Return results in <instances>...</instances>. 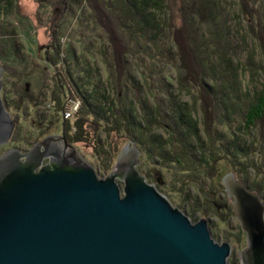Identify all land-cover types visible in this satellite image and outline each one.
Wrapping results in <instances>:
<instances>
[{
	"label": "rangeland",
	"instance_id": "rangeland-1",
	"mask_svg": "<svg viewBox=\"0 0 264 264\" xmlns=\"http://www.w3.org/2000/svg\"><path fill=\"white\" fill-rule=\"evenodd\" d=\"M90 1L88 0L89 7L97 3V0H94V3ZM220 1L222 2L221 21L227 28V36L233 46H239L235 50V54L228 55L233 62L234 71L229 77L228 74L220 75L223 78L221 82L225 81L228 86L238 88L241 99L239 104H232V116L225 123L222 121L220 125L223 126L217 127L216 133H221L219 138L222 137L223 140L229 142V146L233 143H236L238 148L244 146L242 156L225 168L220 180L222 181L225 174L230 172L235 174L236 180L248 189L253 186L252 189L262 190L261 194H263L260 197L261 203L264 205V119L255 120L258 116L255 113V119H252L253 124L247 125L246 113H244L247 105L254 100L257 91L262 92L260 103L262 108L264 107V0ZM72 2L73 0H4V2H0V11L3 10L6 14L5 17L2 13L0 20V57L6 55L7 59L6 64L0 60V67L4 69L2 80L6 74L14 79L13 82L10 81L12 84L7 95L10 98L7 100L10 99L11 113L18 121L17 125L14 116H11L8 111L10 118H13L12 120L16 124L13 126L7 143L0 145V155L12 148L29 150L32 143L35 144L42 140L47 133H58L64 136L79 156L96 170L100 178H105L114 171L117 155L127 143L131 147L132 142L140 151V146L135 140L139 138L137 142L141 145H145L146 140L149 141L148 138L139 135L138 127L131 131L128 130L127 136L116 135L113 125L115 124L114 118L119 119V112L129 109L136 117V122L144 125L156 122L160 126L163 124L175 126L177 118L174 112L181 108V104H185L183 111H186L188 120L195 122L194 126L197 128L200 127L202 130L200 134L206 140V144L204 142V145H201L197 140L194 141L193 133L190 135L192 139L189 138L196 157H202L199 164L196 165L200 166L199 171L192 170L188 151L181 142L179 155L176 154L175 147L171 145V149H169L166 144V149H169L173 154V159L171 162L167 160L165 166L156 167L154 165L155 156H151L149 153L144 155L140 151L138 166L141 168V175L148 179L151 185L159 187L164 192L167 191L171 196L170 199L168 198L171 204L185 212L192 222H197L200 219L208 220L215 241L218 243L226 241L232 247L229 264H241L239 256L246 241L245 234L240 229L232 209L233 199H230L231 202L228 200L223 182L220 183L222 191L218 188L211 189L208 178L212 175L215 178L216 170L206 174V165L215 167L217 164V160L213 162L215 159L222 162V158L217 155L216 144L219 138L215 134L216 124L212 120H209L208 123L207 120L205 122L206 118L201 116L200 100L193 98L198 96V92L196 86H192L191 74L185 69L176 73L175 68L174 74L168 57L164 58V52L170 50L175 54L174 61L177 60L179 48L176 47L178 44L175 45L174 38L181 37L182 28L186 26L188 18L181 10L183 0H165L167 19L169 21L171 18L173 21L163 25L160 35L154 37V41L152 30H146V40H143L144 37L139 31L135 35L133 33L134 37H132L136 41L127 40L128 33L124 35L126 31L119 35L120 32L114 30V36L122 37L123 43L127 45L138 43L137 51L140 61L136 59L128 61L126 58L127 62L124 65L121 63L116 65V61L118 63L119 61L116 60L118 55L115 54L113 46L98 38L94 47H91L92 44L88 42L81 49L80 45L75 42L73 45L78 53L74 55H71L70 51L65 53V49L67 52L66 40L68 36L59 37L57 26L61 25L64 12L68 8L72 9L69 5ZM87 5L86 3L85 6ZM212 10L214 12V8L210 9L211 13ZM76 14L79 15V12L76 11ZM234 15H236L237 21L233 19ZM196 16H202L200 17L202 22L208 21L211 17L208 14L205 16L199 5ZM84 21H86L85 18H83ZM170 26L171 28H169ZM137 27L139 28V26ZM22 31L24 34L21 33ZM14 39H17L20 47L19 55L16 51L18 45ZM184 50L187 48L185 47ZM128 55L133 58L131 53ZM246 58L248 59L245 61ZM66 59L75 75L80 76V80L75 78L77 83L93 79L95 76L102 78L108 73L111 75L109 80L104 83L103 88L108 96L109 107L113 105L117 114L108 124L95 123L93 118L90 121L89 118L87 120L81 117L78 110L84 106V103L79 100V95L75 96L74 89L71 87H69L70 95L66 98L61 95L63 98H59L60 89L66 91L65 88L68 87L65 83L64 69H62ZM245 62H247L246 65ZM172 66L174 65L172 64ZM160 67H164L165 70L162 71ZM25 68L26 70H24ZM129 74L134 81L127 77ZM141 74L146 76V80H141ZM122 76H124V81L127 80L125 89H120L117 84L118 79ZM165 76L175 77L174 82H169L172 87L164 79ZM180 85L183 86V89H190V96L186 94L185 90L184 92L179 91ZM193 103H195L194 106H192ZM260 103L258 104L260 105ZM6 104L9 110L8 102ZM144 107H147L148 111L153 114L149 116L148 112L144 113ZM77 122L78 127L76 126ZM205 124H208L207 131L204 128ZM155 127V125L152 127V131L147 136L156 137L155 134L159 135L163 131L160 127H156V129ZM78 137L80 141H76ZM165 137H167L166 134ZM29 143L31 144L28 146ZM212 152L215 157L219 158L212 159L210 156ZM158 160L159 163L165 162V159ZM177 164L181 168L179 174ZM242 165L243 167H241ZM187 170L190 171L189 173L196 174L197 172L200 176L197 179L199 181L191 183L195 180L188 179ZM201 177L204 180H200ZM252 178H258L260 182L255 184ZM204 181H207L205 186ZM121 185L123 186L122 183ZM250 191L254 190L250 189Z\"/></svg>",
	"mask_w": 264,
	"mask_h": 264
},
{
	"label": "water",
	"instance_id": "water-1",
	"mask_svg": "<svg viewBox=\"0 0 264 264\" xmlns=\"http://www.w3.org/2000/svg\"><path fill=\"white\" fill-rule=\"evenodd\" d=\"M3 70L0 145L15 124L3 100ZM139 156L127 143L114 171L100 178L59 137H45L29 150L3 152L0 264H229L231 245L216 242L208 220L192 222L148 183L137 169ZM222 182L245 234L241 264H264L259 194L231 172Z\"/></svg>",
	"mask_w": 264,
	"mask_h": 264
},
{
	"label": "trees",
	"instance_id": "trees-1",
	"mask_svg": "<svg viewBox=\"0 0 264 264\" xmlns=\"http://www.w3.org/2000/svg\"><path fill=\"white\" fill-rule=\"evenodd\" d=\"M2 1L4 2V0H0V2ZM90 2L94 3V0H91ZM86 3L88 4L87 5L88 7L85 6ZM69 5H71L72 9L68 8L64 12L62 23L61 25L59 24L57 26L58 27L57 33L59 37H64L65 35L68 36L66 40L67 52L65 49L64 50L65 53L67 54L69 51L71 52L70 53L71 55L78 53V50H76V47L73 45L75 42L78 43V45H80L81 49H83L84 45L87 44L88 42L92 44L90 45L91 47H94L95 46L94 44H96L95 41H98V39H100L101 41H106L108 44H111L113 46L115 54L118 55V58L116 60L119 61V63L116 61V65L120 63L124 65L127 62V59L128 61H131L130 59H136L140 61V59L138 57L139 52L137 51L138 43L134 42L129 45L123 43L122 37L114 36L115 35L114 30L120 32L119 35H122V33L126 31L124 35L128 33L127 40L129 39L130 41H136L133 38L134 37L133 33L135 35L136 33H138V31L144 37L143 40H146L145 37L146 30H152V34H153L152 39L154 41V37L160 35V30L163 27V25L169 24L170 21H173V19L171 20V18L169 21L167 19V15L165 13V9H166L165 0H97V3L90 7L88 0H73L72 4ZM198 5L201 7L202 13L205 16L207 14L211 16L208 19V21L202 22L199 19V17L196 16L197 9L195 8H197ZM221 5L222 2L220 0H183V7H181V10L183 12L185 11L184 12L185 17L187 16L188 18L186 24L187 27L183 26L182 28L183 32L181 37L174 38V41L176 42L175 45L178 44L176 45V47L179 48V53L177 55V60H176L177 63L174 61L175 58L174 53H171L170 50H168V52H164L165 54L164 58L168 57L167 59L168 61H170L171 68L174 74H175V69H176V73H178L180 70L185 69L191 74L192 83H193L192 86L193 87L196 86V90L198 92V96H194L193 98H198L200 100L202 106L201 116L206 118L205 122L207 120L208 123L209 120H212L216 124L215 134L216 136H218V138L221 133L220 134L216 133L217 127L223 126L220 125L222 124V121H224L225 123V121L232 116V112H231L232 104L234 105L239 104L241 99L238 88H235L234 86H228L227 82L225 81L221 82L223 78L220 77V75L228 74L229 77V75H231V72L234 71L233 62L232 60L229 59L228 55H230V53L235 54V50L237 49V47H239V46L237 47L233 46L227 36L228 35L227 28L224 26V24L221 21L222 19ZM211 8H214V12L212 10V13L210 11ZM76 11L79 12V15L76 14ZM2 13L6 17L4 11L1 10L0 20L2 17ZM242 15L244 16L243 13ZM81 16L82 18H79ZM235 16L236 15H234L233 19L237 21ZM237 16L238 18H240L238 14ZM83 18H85L86 21L83 22ZM172 24L174 25V23ZM137 26H139V28ZM169 28H171V26ZM21 33L24 34L23 31ZM151 37L152 35L150 36V38ZM14 41L18 45L17 46L18 50L16 51L17 54L19 55L20 47L18 41L17 39H14ZM185 47L187 48V50H184ZM129 53L133 55V58H131V56L128 55ZM145 54L147 55V51ZM92 55L94 56V54ZM247 59L248 58H246L245 61ZM0 60L1 62L6 64L7 63L6 55L1 56ZM67 61L68 60L66 59L64 67L62 69H64L65 83L67 84L68 87L65 88L66 91L65 90L61 91L60 89L59 98L60 99L63 98L61 97V95L64 96L65 98L68 95H70L69 87H71L72 89H74L75 96L79 95V100L83 101L84 103V106L78 110L79 115L80 116L82 115L81 117L87 120L89 118L90 121L93 118L95 123L108 124V122L111 121L112 117L114 118L115 114H117L116 109L113 105L112 107H109L110 103L108 102V96L106 95V90L103 88L104 83L109 80L111 75L108 73V75H103L104 77L102 78L98 76H95L96 77L95 78L93 76L95 78V81L93 78L82 82L79 81L80 83H77L75 81V78L76 80L78 79L80 80V76L75 75V72L71 70L70 65L68 64ZM165 64L167 65V62ZM172 64L174 66H172ZM246 64L247 62H245V65ZM160 69H162V71L165 70L164 67L163 68L160 67ZM24 70H26V68ZM243 72H245V70H243ZM127 77L131 81H134V79L130 76V74ZM171 78L172 77H168V76L164 77V79H166L168 83L170 81L174 82L175 77L172 79ZM13 80L14 79L12 78V76L8 74H6L5 78H3V100L5 104L8 102V106H10L9 105L10 99L9 101L7 99L10 97L7 95L10 92V85L12 84ZM141 80H146V76L144 74H141ZM126 81H127L126 79L124 81V76L120 77L117 83L119 85L118 87L120 89L121 88L125 89ZM7 90L8 92H6ZM184 90L186 94L190 96V89L189 88L183 89V86L180 85L179 91L184 92ZM260 95L263 96L262 92L257 91L254 96V100L249 105H247V108L244 111V113H246L245 121L247 125L253 124L252 119L253 120L255 119V113L258 114L255 120L264 119V107L262 108L261 106ZM245 97H247V95H245ZM258 103H260V105ZM194 104L195 103H193L192 106H194ZM185 106H186L185 104H181V108H179L177 111L174 112V115L177 118V122L175 123V126L174 125L167 126L166 124L160 126L159 124L157 125L156 122H151L150 124L148 123L145 125L140 122L138 123L136 122L135 119L136 117L134 116V114L127 108L128 109L127 111L118 113L119 114L118 120L116 119V117L114 118L115 124L113 125V128L116 131V135L127 136V134H129L128 130L131 131L134 130L136 127H138L137 132L139 133V135L143 136L144 138H148L149 141L146 140L145 145H141L137 142L139 138L138 139L135 138L137 139L135 141L140 146L139 149L140 151L143 152L144 155H146V153H149L151 156H155L154 158L156 161L154 165H156V167L157 166L160 167L161 165L165 166L167 160L168 162H171V159H173V154L169 150L171 149V145L175 147L176 154L179 155L180 153L179 144L182 142L186 151H188L187 153L189 155V158L191 159V163H192L191 166L193 168L192 170H197L198 172L199 171L198 168L200 166L197 167L196 165L199 164L198 162L201 160L202 157L201 156L196 157V153L193 151V145L190 142V139H192L190 135H192L193 133L195 137L194 141L197 140V142H199L201 145H204V142L206 144V140L200 134L202 132L200 127L197 128L196 126H194L195 122H191L190 120H188L186 111L185 110L183 111ZM144 109H145L144 113L148 112L149 116L153 114L148 111L147 107H144ZM78 113L76 114V116L78 115ZM120 116L123 118V120L121 119ZM94 125L97 126L96 124ZM154 125L156 127H160L163 131L160 132L159 135L155 134L156 137L152 135L147 136V134H149L152 131V127ZM76 126L78 127V122ZM204 128L205 131H207L208 124H205ZM224 133H226V130H224ZM130 134L132 135V133ZM165 134L167 137L164 138ZM76 141H80L79 137L77 138ZM226 142L227 141L223 140V138L221 137V139L219 138L216 144L218 150L217 155L220 158H222V162H220L218 159H215L213 161L216 162L217 160V164L215 167L214 165L211 166L206 165V174L211 173V171L213 170L217 171V173L215 174V178L213 177V175L210 178H208L210 179V185L212 187L211 188L212 190L218 188L219 190L222 191L220 179L221 176L223 175L225 168H227V166L230 165V163L231 164L233 162L235 163L237 158L242 156L244 152V146L238 148L236 146V143H233L231 146H229V142L227 143ZM166 144L169 146V149H166ZM210 156L212 159H214L215 157L214 152H212ZM218 156L215 158H219ZM158 159H160L161 161L165 159L164 160L165 162L159 163L160 161ZM180 159L181 157L179 158V163H180ZM239 162L244 164L241 161ZM177 166H179L177 167V172L179 174L181 168L179 164H177ZM241 167H243V165ZM137 169L141 174L142 173L141 168L138 166ZM168 170L170 169L168 168ZM187 171H188L187 173L188 179L195 180L191 183L199 181L197 179H199L200 176L197 172L196 174H194V173H189L190 172L189 170ZM204 178L201 177L200 180L201 179L204 180ZM174 179H176V177H174ZM252 179L255 181V184H258L260 182L258 178L257 179L252 178ZM146 181L149 183L148 179H146ZM206 183L207 181H204V186ZM207 186L209 187L208 184ZM252 188L253 186L250 189L258 192L262 197L263 194V193L261 194L262 190H260L259 188L256 189H252ZM157 189L162 194L166 195L167 198L169 199L171 198V196L167 191L164 192L159 187H157Z\"/></svg>",
	"mask_w": 264,
	"mask_h": 264
},
{
	"label": "flooded vegetation",
	"instance_id": "flooded-vegetation-1",
	"mask_svg": "<svg viewBox=\"0 0 264 264\" xmlns=\"http://www.w3.org/2000/svg\"><path fill=\"white\" fill-rule=\"evenodd\" d=\"M9 112H10V113L12 112V108H11V106H10ZM11 116H14L13 113H11ZM12 119H13V118H12ZM14 120H15V122H16L17 125H18V121H17V119H15V116H14ZM15 122H14V123H15ZM16 123H15V124H16ZM16 128H17V127H16ZM45 137H59V138H62V139H64V140H66V139L64 138V136H62L61 134H58V133H47L46 135L43 136V138H45ZM43 138H42V139H43ZM30 144H31V143H29L28 146H29ZM32 146H33V143L31 144V147H32ZM31 147H30V148H31Z\"/></svg>",
	"mask_w": 264,
	"mask_h": 264
},
{
	"label": "bare ground",
	"instance_id": "bare-ground-1",
	"mask_svg": "<svg viewBox=\"0 0 264 264\" xmlns=\"http://www.w3.org/2000/svg\"><path fill=\"white\" fill-rule=\"evenodd\" d=\"M136 4V3H135ZM182 4V3H181ZM194 5V4H193ZM44 7V6H43ZM191 7V6H190ZM193 8V7H192ZM179 9V8H178ZM195 9H197V8H195ZM200 9V8H199ZM192 10H194V9H192ZM202 10V9H201ZM179 11V10H178ZM189 11V10H188ZM187 11V12H188ZM200 11V10H199ZM206 11V10H205ZM114 12V11H113ZM185 12V11H184ZM116 16V15H115ZM181 16V15H180ZM200 17H202V16H200ZM200 17H199V19H200ZM118 18V17H117ZM104 19V18H103ZM114 19V18H113ZM198 19V18H197ZM172 20V19H171ZM101 22V21H100ZM162 23V22H161ZM102 24V23H101ZM108 28H109V26H108ZM114 30V29H113ZM115 32V31H114ZM113 33V32H112ZM178 33V32H177ZM112 35V34H111ZM119 40V39H118ZM119 45V44H118ZM197 47V46H196ZM194 55V54H193ZM189 63V62H188ZM191 63V62H190ZM188 67V66H187ZM199 67V66H198ZM192 68V67H191ZM201 75V74H200ZM189 110V109H188ZM221 183H222V181H221ZM258 193V192H257ZM259 194V193H258ZM259 196H261L260 194H259ZM261 198V197H260Z\"/></svg>",
	"mask_w": 264,
	"mask_h": 264
}]
</instances>
